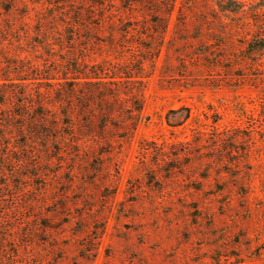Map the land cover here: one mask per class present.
<instances>
[{"label": "rangeland", "instance_id": "1", "mask_svg": "<svg viewBox=\"0 0 264 264\" xmlns=\"http://www.w3.org/2000/svg\"><path fill=\"white\" fill-rule=\"evenodd\" d=\"M263 41L264 0H0V116H46L1 123L0 264H264Z\"/></svg>", "mask_w": 264, "mask_h": 264}, {"label": "trees", "instance_id": "2", "mask_svg": "<svg viewBox=\"0 0 264 264\" xmlns=\"http://www.w3.org/2000/svg\"><path fill=\"white\" fill-rule=\"evenodd\" d=\"M264 43V41H263ZM264 51V44H262L260 46V52ZM17 75V74H16ZM4 81L7 82L0 84L2 88H4V90L2 91V97L0 104H6L10 103L12 105H15V102H13V98L15 97V94L13 92V89L10 90V88H15V85L12 83L14 81L10 80V79H5ZM25 97V99L21 102H19L18 107L21 108L22 112L20 114H16V115H2L0 116V127H1V123L2 121H6L9 122L12 119H18L21 120L24 124L20 127L21 130H33L36 131V129H39L45 122H46V116L45 115H38L36 117H34L32 120H28V111L30 110V106L31 103L28 102L29 98L27 95L25 94H21L20 98ZM42 105V104H40Z\"/></svg>", "mask_w": 264, "mask_h": 264}]
</instances>
